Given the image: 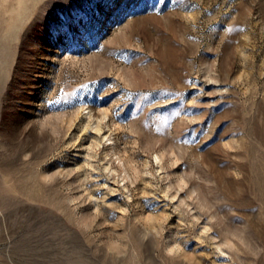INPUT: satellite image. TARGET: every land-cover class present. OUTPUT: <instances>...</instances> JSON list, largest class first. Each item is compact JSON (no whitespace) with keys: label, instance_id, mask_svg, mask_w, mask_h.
Wrapping results in <instances>:
<instances>
[{"label":"rangeland","instance_id":"obj_1","mask_svg":"<svg viewBox=\"0 0 264 264\" xmlns=\"http://www.w3.org/2000/svg\"><path fill=\"white\" fill-rule=\"evenodd\" d=\"M261 153L264 0H0V264H264Z\"/></svg>","mask_w":264,"mask_h":264},{"label":"bare ground","instance_id":"obj_2","mask_svg":"<svg viewBox=\"0 0 264 264\" xmlns=\"http://www.w3.org/2000/svg\"><path fill=\"white\" fill-rule=\"evenodd\" d=\"M19 3H20V5L21 6H23L24 4H26V3H28V0H19ZM214 81L215 82H219L218 80H216V79H214ZM219 90H222V89H220L219 88ZM217 94H219V93H222V92H216ZM261 156H262V159H258L259 160V163H257V161L256 160H254L253 162H252V166L254 167V168H256L255 166H254V162L257 164V165H261V168H259V170L257 171V176H258V179L260 180V179H263L264 178V153H261ZM263 188V187H262Z\"/></svg>","mask_w":264,"mask_h":264}]
</instances>
